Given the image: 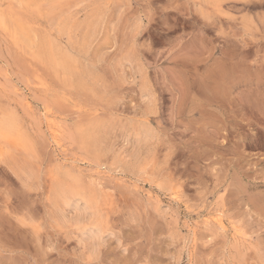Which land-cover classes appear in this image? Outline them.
I'll return each mask as SVG.
<instances>
[{
  "label": "rangeland",
  "instance_id": "rangeland-1",
  "mask_svg": "<svg viewBox=\"0 0 264 264\" xmlns=\"http://www.w3.org/2000/svg\"><path fill=\"white\" fill-rule=\"evenodd\" d=\"M19 1L0 0V264H264V0ZM61 180L99 197L91 255Z\"/></svg>",
  "mask_w": 264,
  "mask_h": 264
},
{
  "label": "bare ground",
  "instance_id": "bare-ground-1",
  "mask_svg": "<svg viewBox=\"0 0 264 264\" xmlns=\"http://www.w3.org/2000/svg\"><path fill=\"white\" fill-rule=\"evenodd\" d=\"M21 1V0H20ZM19 1V3H20ZM23 1V0H22ZM18 2V0H17ZM18 3V4H19ZM98 22V21H97ZM102 23V21H101ZM97 24V23H96ZM18 26V25H17ZM101 26V25H100ZM62 27V26H61ZM73 27V26H72ZM98 27V25H97ZM65 28V27H64ZM67 28V27H66ZM74 28V27H73ZM93 28V27H92ZM101 28V27H100ZM94 29V28H93ZM66 30V29H65ZM76 30V29H75ZM100 30V29H99ZM18 31V30H17ZM62 31V30H61ZM19 32V31H18ZM22 32V30H21ZM20 32V33H21ZM77 32V31H76ZM93 32V31H92ZM95 32V31H94ZM99 33V32H98ZM25 34V31H24ZM31 34V33H30ZM97 34V33H96ZM79 35V34H77ZM95 35V34H94ZM26 36V35H24ZM91 37V36H90ZM88 37V38H90ZM26 38V37H25ZM29 37H27L28 39ZM32 38V37H31ZM79 38H82L79 36ZM86 38V36H85ZM93 38V37H92ZM96 38V37H95ZM26 39V40H27ZM81 40V39H80ZM29 41V40H27ZM26 41V42H27ZM92 41V40H90ZM31 42V41H30ZM79 44V43H78ZM80 45V44H79ZM80 51H81V47ZM85 48V47H84ZM78 49V48H77ZM61 52V51H60ZM63 53V52H62ZM55 54V53H54ZM58 57V56H57ZM65 55H63L64 59ZM59 59V57H58ZM59 62V61H58ZM71 62V61H70ZM69 62V63H70ZM74 62V61H73ZM72 63V62H71ZM60 64V63H59ZM67 64V63H65ZM62 65V64H61ZM71 65V64H70ZM74 66V65H73ZM144 93V92H143ZM146 93V92H145ZM148 94V92H147ZM144 95V94H143ZM149 95V94H148ZM139 126H141L140 124H138ZM149 126V125H148ZM143 124L141 126V130H142ZM148 128V127H147ZM146 131L149 130V128ZM136 129V128H135ZM144 129V128H143ZM137 131V129H136ZM136 133V132H135ZM138 133V132H137ZM140 133V132H139ZM143 133V131H142ZM148 133V132H147ZM152 133V132H151ZM150 133V134H151ZM16 134V127H15V122L14 119L10 116H5L4 118L0 119V141L5 142V140H7L9 137L12 139ZM145 134V133H144ZM149 134V135H150ZM134 135V134H133ZM143 135V134H142ZM147 136V134H145ZM145 135L143 137H145ZM16 136V135H15ZM135 136V135H134ZM152 136V135H151ZM148 137V136H147ZM9 138V139H10ZM142 138V137H141ZM152 138V137H151ZM8 139V140H9ZM146 139V137H145ZM141 140V142L146 141V140ZM7 140V141H8ZM139 141V139H137ZM149 140V139H148ZM11 141V140H10ZM12 142V141H11ZM136 142V141H135ZM134 142V143H135ZM140 142V141H139ZM147 142V141H146ZM6 143H4L5 145ZM137 144V143H136ZM146 145V144H145ZM141 146V145H138ZM3 147V144H2ZM132 148V147H131ZM135 148V146H134ZM138 147H136L137 149ZM141 148V147H140ZM3 149V148H2ZM142 149V148H141ZM134 150V149H133ZM138 151V150H136ZM135 151V152H136ZM140 151V150H139ZM5 152V151H4ZM134 152V151H133ZM132 153V152H131ZM130 154V153H129ZM137 154V153H136ZM126 156H128L127 154H125ZM125 156V157H126ZM133 156V155H132ZM2 158V157H1ZM120 158V157H119ZM124 158V157H123ZM5 159V158H4ZM127 159V158H126ZM123 160V161H126ZM1 160V159H0ZM119 160V159H118ZM3 161V160H2ZM127 162V161H126ZM130 162V161H129ZM121 164H125L124 162ZM129 164V163H128ZM127 165V164H126ZM125 165V166H126ZM129 166H132L129 165ZM126 167H124L125 169ZM56 174V173H55ZM55 177V176H54ZM55 180V179H54ZM59 180V179H58ZM76 180V179H74ZM53 181V179H52ZM78 183H75L74 181H60L55 185L54 188V195L55 197L58 198V200L63 203L61 205H63L65 210H68L69 212L65 213L64 215L69 216V218L71 219V223L74 226L73 229L76 230V234L77 235V242L79 243V245L81 246L82 250L84 251V253H86L87 255H91L92 253H95L97 250V247L100 246L99 244L102 242L103 239V235H104V230H103V223L101 225V221H100V215L98 213V198L96 195L92 194V192H87L85 190H82V188H80L78 185ZM51 185V184H50ZM81 185V184H80ZM89 188V187H88ZM89 190V189H88ZM92 189H90L89 191H91ZM93 191V190H92ZM96 193V192H94ZM53 198V197H51ZM57 200V201H58ZM56 201V200H55ZM56 201V202H57ZM58 201V202H59ZM59 204V203H57ZM60 207V206H59ZM63 209V210H64ZM103 211V209H101ZM61 211V210H60ZM100 211V210H99ZM62 213V212H61ZM70 213V214H68ZM63 214V213H62ZM68 218V219H69ZM103 218V217H101ZM64 219V218H63ZM66 219V217H65ZM67 219V220H68ZM65 220V221H67ZM70 222H68V224H70ZM71 226V224H70ZM104 226V225H103ZM107 229V228H106ZM75 232V231H74ZM106 232V231H105ZM108 232V231H107ZM242 232V231H241ZM109 233V232H108ZM106 236V234H105ZM105 238V237H104ZM79 246V247H80Z\"/></svg>",
  "mask_w": 264,
  "mask_h": 264
}]
</instances>
